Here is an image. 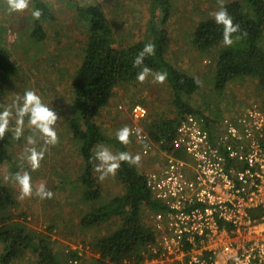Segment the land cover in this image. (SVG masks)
<instances>
[{
    "label": "rangeland",
    "instance_id": "obj_1",
    "mask_svg": "<svg viewBox=\"0 0 264 264\" xmlns=\"http://www.w3.org/2000/svg\"><path fill=\"white\" fill-rule=\"evenodd\" d=\"M42 1L58 20L56 24L43 23L47 36L45 43L28 50L29 39L24 30L30 27L27 17H31L33 0H0V24H3L0 34L18 66L16 77L0 99V106L10 113L7 121L14 135L10 147L11 162L0 167V176L17 199V205L10 213L15 217L24 214L29 231L42 233L49 225H56L51 239L63 261L68 259V264H74L69 252L77 251L81 258L76 264H96L98 255L90 250L88 243L98 235L111 233L118 222L112 220L87 230H82L78 223L89 206L80 200L81 187L77 178L82 160L66 126L70 82L81 63L80 46L84 41L72 4L99 7L109 18L117 44L127 46L144 37L150 17V0ZM230 1L172 0V16L167 24L171 41L167 60L201 84L190 103L207 117L219 121L249 104L264 102V94H256L255 81L251 78H236L222 92L213 90L211 76L215 53L202 56L191 46L190 33L198 22L222 16L221 5ZM155 16L161 17V12L155 10ZM150 32L148 28L147 34ZM60 72L64 73L62 78H59ZM171 101L169 88L161 77L143 72L134 83L116 88L108 106L101 110L97 123L108 137H118L124 142L123 130L131 121L128 113L131 105L144 103L148 114L140 127L147 134V121L151 115L176 113ZM125 146L131 153L139 147L135 140ZM151 151L139 165L141 170H147L146 173L163 161L157 149ZM95 157L94 174L102 187L103 200L123 192L114 176L115 148L108 144L100 146L95 150ZM13 167L19 174L13 172ZM155 215L145 209L144 224L153 227ZM12 264H33V256L24 253Z\"/></svg>",
    "mask_w": 264,
    "mask_h": 264
},
{
    "label": "trees",
    "instance_id": "obj_2",
    "mask_svg": "<svg viewBox=\"0 0 264 264\" xmlns=\"http://www.w3.org/2000/svg\"><path fill=\"white\" fill-rule=\"evenodd\" d=\"M149 3L150 17L144 37L127 46L117 44L109 18L99 7L72 4L84 41L80 46L81 63L70 82L66 126L82 160L77 178L81 187L80 200L89 206L78 223L82 230H87L112 220L118 222L111 233L98 235L88 243L90 250L98 255L96 264H144L146 259L148 261L150 246L155 245L158 233L154 226L144 224L145 209L153 214L166 210L147 187L146 169L139 167L141 160H136L134 153L126 148L125 144L130 141L108 137L97 123L101 110L108 106L116 88L134 83L143 72L159 75L166 83L171 105L177 111L171 116L165 113L151 115L147 121L149 139L161 143L160 148L165 153L173 151L177 128L187 116H204L207 126L219 122L190 103L191 96L201 87L200 81L167 60L171 43L167 24L172 16V0H150ZM155 10L161 12V17L155 16ZM220 10L222 16L200 20L190 33L191 46L198 54L215 53L211 76L213 90L222 92L236 78H251L255 81L256 94H264V0H231L222 4ZM30 16L27 17L30 27L24 30L29 39L28 50L45 43L47 36L43 23L56 24L58 20L42 0H33ZM148 28L151 29L149 34ZM17 70L0 34V99L16 77ZM63 76L60 72L59 78ZM9 114L0 106V167L10 163L12 157L10 147L14 135L7 121ZM107 144L115 148L114 176L123 192L103 200L102 187L94 174L95 150ZM13 169L19 174L15 167ZM16 205L17 199L11 188L0 176V264H12L24 253L32 254L33 264H68V259L63 261L53 246L51 235L56 225H49L42 233L29 231L24 214L15 217L10 213ZM250 213L256 216L258 212L252 210ZM69 253L76 264L81 255L77 256V251Z\"/></svg>",
    "mask_w": 264,
    "mask_h": 264
},
{
    "label": "built area",
    "instance_id": "obj_3",
    "mask_svg": "<svg viewBox=\"0 0 264 264\" xmlns=\"http://www.w3.org/2000/svg\"><path fill=\"white\" fill-rule=\"evenodd\" d=\"M128 113L123 135L138 142L136 160L155 149L163 158L146 173L166 210L155 215L158 235L144 264H264V104L209 126L204 116H187L171 153L140 127L144 105L133 104Z\"/></svg>",
    "mask_w": 264,
    "mask_h": 264
},
{
    "label": "crops",
    "instance_id": "obj_4",
    "mask_svg": "<svg viewBox=\"0 0 264 264\" xmlns=\"http://www.w3.org/2000/svg\"><path fill=\"white\" fill-rule=\"evenodd\" d=\"M249 105H250V104H249ZM249 105H248V106H249ZM248 106H247V107H248ZM242 110H243V109H242ZM240 111H241V110H240ZM240 111H235L234 114H236V113H238V112H240ZM160 155H161V154H160ZM158 157H159V156H157L156 158H158ZM162 162H163V161H162ZM157 165L160 167V166L162 165V163H161L160 165H159V163H158ZM157 165H156V167H155L153 170H155V169L158 168ZM148 170H149V168H148ZM146 171H147V170H146Z\"/></svg>",
    "mask_w": 264,
    "mask_h": 264
}]
</instances>
